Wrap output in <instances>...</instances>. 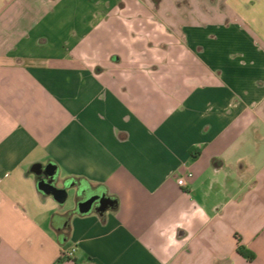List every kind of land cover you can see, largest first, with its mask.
I'll return each instance as SVG.
<instances>
[{
  "label": "crops",
  "instance_id": "obj_1",
  "mask_svg": "<svg viewBox=\"0 0 264 264\" xmlns=\"http://www.w3.org/2000/svg\"><path fill=\"white\" fill-rule=\"evenodd\" d=\"M164 3L0 0V264L70 247L61 264H264V0L224 1L227 82L218 66L167 77L175 50L147 54L169 41ZM38 164L57 167L71 209L38 189ZM100 192L105 209L77 212ZM200 208L207 223L181 220Z\"/></svg>",
  "mask_w": 264,
  "mask_h": 264
},
{
  "label": "rangeland",
  "instance_id": "obj_2",
  "mask_svg": "<svg viewBox=\"0 0 264 264\" xmlns=\"http://www.w3.org/2000/svg\"><path fill=\"white\" fill-rule=\"evenodd\" d=\"M158 1V0H155ZM225 0H165V8L162 10V17L159 21H163V25L158 27L164 29L168 36L169 41L163 47L159 44V41L145 42L146 48L148 44L150 49L147 54L155 55L157 60L159 54L163 53V50L169 48L176 52L172 58L170 67L167 66L170 73L165 74L171 78L179 77V70H182V66L194 65L203 68L207 76H213L216 66L222 67L225 72L219 74L218 78L221 81L227 82L228 73L227 68L234 60L232 50L227 46V42L223 40L225 36H233L235 29H230L227 26L228 10L225 8ZM168 13L171 18L167 19L165 14ZM157 17V16H156ZM220 19V32L213 28V21ZM151 43V44H150ZM127 42L119 40L116 45L118 47H126ZM225 48L222 56L211 57L212 50H220L219 48ZM203 52L206 54H203ZM167 50V49H166ZM162 51V52H161ZM181 55V56H179ZM177 56V57H176ZM182 56H186V61L182 60ZM160 61V60H158ZM127 65V61L123 62ZM167 69V68H166ZM179 69V70H178ZM176 71V72H174ZM163 76V75H161ZM157 77H160L157 76ZM162 78V77H161ZM75 205V194L73 191H68V200L64 205L65 209H71Z\"/></svg>",
  "mask_w": 264,
  "mask_h": 264
},
{
  "label": "water",
  "instance_id": "obj_3",
  "mask_svg": "<svg viewBox=\"0 0 264 264\" xmlns=\"http://www.w3.org/2000/svg\"><path fill=\"white\" fill-rule=\"evenodd\" d=\"M32 172L35 176H39L41 173L45 175L48 179L38 180V189L47 195H51L59 204H64L68 198V188L67 184L65 188H57L53 182L57 176V167L55 165H49L43 169V165H35L32 168ZM109 204V200L103 192L100 193H87L85 194V200L78 204L77 212L82 215L89 214L92 212L96 205H99V210L102 211Z\"/></svg>",
  "mask_w": 264,
  "mask_h": 264
},
{
  "label": "clouds",
  "instance_id": "obj_4",
  "mask_svg": "<svg viewBox=\"0 0 264 264\" xmlns=\"http://www.w3.org/2000/svg\"><path fill=\"white\" fill-rule=\"evenodd\" d=\"M182 183V182H181ZM189 213L188 212H181L180 213V218L181 220H187L189 227L191 226L192 221L194 220H199L201 223H207V213L203 208L197 209V214H192L191 219H188ZM178 227H184V224L181 223L177 225ZM163 235V234H162ZM178 242L175 240L174 235L168 237L166 241V247H174Z\"/></svg>",
  "mask_w": 264,
  "mask_h": 264
},
{
  "label": "built area",
  "instance_id": "obj_5",
  "mask_svg": "<svg viewBox=\"0 0 264 264\" xmlns=\"http://www.w3.org/2000/svg\"><path fill=\"white\" fill-rule=\"evenodd\" d=\"M193 177V175L192 174H188V178H192ZM182 182V183H181ZM178 185L180 186V187H185L186 185H187V183H186V179L185 178H180L179 180H178ZM75 252H76V247H70V248H68V249H63L62 251H61V255H60V257L63 259V260H71L72 258H73V256H74V254H75Z\"/></svg>",
  "mask_w": 264,
  "mask_h": 264
},
{
  "label": "trees",
  "instance_id": "obj_6",
  "mask_svg": "<svg viewBox=\"0 0 264 264\" xmlns=\"http://www.w3.org/2000/svg\"><path fill=\"white\" fill-rule=\"evenodd\" d=\"M237 252H238V254H239L241 257L245 258L247 261H251V260L254 259V254L250 253L249 250H246V249L243 248V247H238ZM64 261H65V260H63V259L60 257V259L57 261L56 264H61V263H63Z\"/></svg>",
  "mask_w": 264,
  "mask_h": 264
},
{
  "label": "flooded vegetation",
  "instance_id": "obj_7",
  "mask_svg": "<svg viewBox=\"0 0 264 264\" xmlns=\"http://www.w3.org/2000/svg\"><path fill=\"white\" fill-rule=\"evenodd\" d=\"M47 166H43V169H45ZM36 179H37V181L38 180H46V181H48V179L45 177V175H43L42 173L37 177L36 176ZM57 181H58V179L57 178H55L54 179V182H53V184L56 186V187H58V185H57ZM62 188H65V185L63 184L62 185ZM85 200V199H84ZM96 206H98V205H96Z\"/></svg>",
  "mask_w": 264,
  "mask_h": 264
}]
</instances>
